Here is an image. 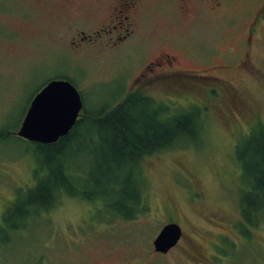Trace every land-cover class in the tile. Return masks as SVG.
<instances>
[{"label": "rangeland", "instance_id": "rangeland-1", "mask_svg": "<svg viewBox=\"0 0 264 264\" xmlns=\"http://www.w3.org/2000/svg\"><path fill=\"white\" fill-rule=\"evenodd\" d=\"M227 1L229 19L203 13L198 31L176 28V15L162 0H144L134 22L144 58L174 42L204 56L211 52L198 62L181 55V68L198 73V79L190 77L198 91L187 81L140 90L155 99L152 106L165 105L166 116L198 103L202 117L198 133L141 159L146 210L125 219L103 209L98 196L60 188L53 206L11 229L16 200L48 172L37 147L15 134L34 93L53 77H67L85 109L109 106L140 87L129 69L141 55L125 56L117 45L97 50L102 44H90L95 36L81 37L103 19L124 22L108 13L114 0H0V129L8 134L0 137V264H264V208L256 221L242 211L249 181L239 156L264 134V19L246 47L253 68L232 63L242 57V39L264 0ZM220 63L227 67L215 73L241 95L228 92L214 100L207 92L216 84L208 78L210 66ZM66 158L72 174L89 168L85 150ZM167 222L178 223L183 237L166 254L157 253L152 240Z\"/></svg>", "mask_w": 264, "mask_h": 264}, {"label": "trees", "instance_id": "trees-1", "mask_svg": "<svg viewBox=\"0 0 264 264\" xmlns=\"http://www.w3.org/2000/svg\"><path fill=\"white\" fill-rule=\"evenodd\" d=\"M153 100L140 90H129L109 106L92 110L83 106L72 128L57 141L32 142L48 172L16 200L9 228L16 229L37 211L53 206L60 188L82 198L98 196L103 209L125 219L146 210L141 159L171 147L180 137L198 133L202 119L201 107L166 116V106L159 101L152 106ZM6 135L7 131L0 129V137ZM260 137L239 155L249 181L242 211L255 215V221L264 208V134ZM83 150L90 154L89 168L83 175L80 171L72 174L66 168V155L78 157Z\"/></svg>", "mask_w": 264, "mask_h": 264}, {"label": "flooded vegetation", "instance_id": "flooded-vegetation-1", "mask_svg": "<svg viewBox=\"0 0 264 264\" xmlns=\"http://www.w3.org/2000/svg\"><path fill=\"white\" fill-rule=\"evenodd\" d=\"M144 0H114V2L109 7L108 13H113V17H118L120 14L124 22H119V24H111L112 19H108L105 22L103 19L101 22L97 24L92 30L91 33L85 34L84 31H81V37H90L95 36L93 41H90V44L96 46L98 44H102L97 50H108L112 47L118 46L122 50L125 56H129L131 52H136L141 55L139 62L135 63L134 66L129 69L131 77L134 79V84H140V87L136 90L150 89L147 87L149 84L160 85L165 84L167 86L176 85L177 83L189 82L193 84L198 91V82L190 80V77H195L198 79V73L196 70L192 69H182L181 68V55H188L192 60L198 62V58L200 60H207L211 54L208 56H204L203 52L198 53V48L193 50L192 46L183 43V42H174L171 43L169 47L162 48L158 55L152 56L151 58L142 57V49L138 45V40L140 38L139 33L137 32V25H134L136 17H138L139 11L143 7ZM165 4H167L175 13V19L172 18V22L174 23L176 28H195L198 31V22H201V16L204 14L208 15L211 19L215 18L217 21H226L229 18L226 14V7L228 4L227 0H162ZM259 16H256L253 24L248 27L247 33L245 37L242 39V43L245 46L243 49L242 57L238 62L235 60L232 63H238L246 68H253L250 63L247 61V51L246 47L251 41L252 34L255 31L256 24L258 23V19H264V8L258 12ZM122 21V20H120ZM167 26V28H170ZM116 31V33H115ZM105 39L104 42H99V39ZM75 39L71 40L74 42ZM120 41L122 44H120ZM80 44V43H79ZM91 46V45H90ZM119 49V50H120ZM118 50V52H119ZM226 63H220L218 65H212L210 68L216 70L226 68ZM128 68V67H127ZM210 72L208 74V78L216 82L212 89L208 88L207 92H210L213 96H215L214 100H218L221 94H226L228 92H235L238 94L239 88L232 84V82L228 79H225L217 73ZM125 75V74H123ZM124 77V76H122ZM55 78H66V77H55ZM50 80V79H49ZM192 81V82H191ZM185 86V85H182ZM176 89V88H175ZM181 88L178 89V91ZM238 95H241L240 93ZM240 97V96H239ZM198 99V98H197ZM192 109H198L197 106L191 105ZM198 111V110H197ZM180 226V225H179ZM181 228V235L177 240L174 246H177L180 242V239L183 237V229ZM170 247L166 252H159L154 250L157 253L166 254L171 248Z\"/></svg>", "mask_w": 264, "mask_h": 264}, {"label": "water", "instance_id": "water-1", "mask_svg": "<svg viewBox=\"0 0 264 264\" xmlns=\"http://www.w3.org/2000/svg\"><path fill=\"white\" fill-rule=\"evenodd\" d=\"M81 108L80 93L69 80L51 79L31 98L16 134L31 142H55L72 128ZM180 235L177 223L164 224L153 239L154 249L166 252Z\"/></svg>", "mask_w": 264, "mask_h": 264}]
</instances>
